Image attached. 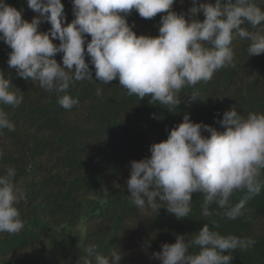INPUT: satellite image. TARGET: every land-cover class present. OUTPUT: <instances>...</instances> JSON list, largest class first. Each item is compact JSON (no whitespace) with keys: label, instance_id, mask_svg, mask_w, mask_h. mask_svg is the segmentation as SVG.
<instances>
[{"label":"clouds","instance_id":"1","mask_svg":"<svg viewBox=\"0 0 264 264\" xmlns=\"http://www.w3.org/2000/svg\"><path fill=\"white\" fill-rule=\"evenodd\" d=\"M74 19L65 24L61 0H27L36 15L31 22L22 19L16 8L0 0V41L10 49L7 64L18 76L37 81L48 91L65 93L58 103L70 110L78 101L67 94L75 81L109 84L118 79L127 95L175 110L178 95L185 87L194 88L208 82L222 68L234 67L233 41H249V56L264 54V9L256 0H191L187 13L173 11L175 0H71ZM145 19L161 16L159 35H136L134 24L126 16L132 10ZM202 13L204 19H196ZM188 16V19L185 16ZM42 22L51 27L38 31ZM248 24L255 31L243 25ZM91 37L87 41L86 35ZM50 37L52 39H50ZM53 39L59 40L56 45ZM62 53V65L53 58ZM90 58L86 62L85 56ZM97 96L101 89L97 88ZM199 100V93L190 95ZM22 92L0 72V105L16 108ZM223 131L194 123L189 114L169 130L166 140L150 146L151 155L130 161L126 189L130 202L137 208L166 211L177 219L192 211V194H203L202 216L213 215L210 205L224 209L229 220L242 216L246 201L231 204L235 192L259 194L261 170H264V112L241 115L234 107L217 121ZM14 131L9 113L0 107V130ZM202 130L208 135L202 134ZM3 152L0 151V157ZM16 170L8 167L0 175V234H19L26 227L16 207L26 199V191L14 183ZM159 201V203H158ZM211 224L215 226V221ZM255 240L233 234L223 235L204 223L198 232L177 235L174 243H164L153 258L160 264H232L233 253L251 248ZM198 248V252L190 249ZM227 252V254H224ZM78 264H120L122 253L111 250L107 255L93 244L85 249Z\"/></svg>","mask_w":264,"mask_h":264},{"label":"trees","instance_id":"2","mask_svg":"<svg viewBox=\"0 0 264 264\" xmlns=\"http://www.w3.org/2000/svg\"><path fill=\"white\" fill-rule=\"evenodd\" d=\"M5 2L29 22L36 15L27 0ZM61 2L65 24L70 23L74 19L71 0ZM256 2L264 9V0ZM191 6V0H175L172 10L187 13ZM164 14L145 19L133 9L126 20L135 25L136 35L155 37ZM195 18L204 19L202 13ZM50 27L42 22L38 31L47 32ZM243 27L256 30L248 24ZM85 35L86 49L91 37ZM248 46L247 39L236 37L235 66L220 69L206 83L183 88L173 111L159 102L153 104L151 97L127 95L118 79L107 85L99 82L91 64L94 82L74 80L67 94L78 103L66 110L58 103L65 93L48 92L8 67L11 49L0 41V72L23 95L16 108L0 105L14 124V131L0 130V175L8 167L15 168L14 183L26 191V199L16 207L27 222L19 234H0V264H78L93 244L105 255L119 250L120 264H160L152 254L161 251L162 244L174 243L177 235L194 234L204 223L223 235L255 240L251 248L233 253L232 264H264V170L259 194L238 191L232 195L233 205L246 201L244 214L235 220L227 219L215 203L210 205L213 215L204 218L200 193L192 194V211L181 220L168 213L166 205L158 212L135 207L126 189L130 161L149 157L150 146L166 140L186 113L194 123L223 131L217 121L230 107L245 116L251 111L264 112V54L249 56ZM53 58L62 65V53ZM85 60H90L87 54ZM194 91L199 100L193 102L188 95ZM202 134L208 135L203 130Z\"/></svg>","mask_w":264,"mask_h":264}]
</instances>
